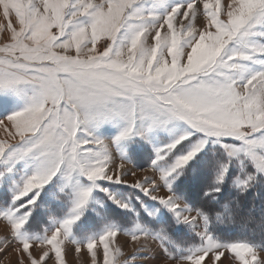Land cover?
Wrapping results in <instances>:
<instances>
[{
  "label": "snow or ice",
  "instance_id": "snow-or-ice-1",
  "mask_svg": "<svg viewBox=\"0 0 264 264\" xmlns=\"http://www.w3.org/2000/svg\"><path fill=\"white\" fill-rule=\"evenodd\" d=\"M0 14V108L11 105L0 115V187L11 180L0 254L11 245L16 264H69V253L85 264H264V235L220 234L235 221L231 201L216 206L233 164L238 192L264 177V0H0ZM209 142L224 159L194 206L174 183ZM149 147L137 167L130 151ZM96 191L130 222L104 217L91 230ZM161 209L169 220L149 219Z\"/></svg>",
  "mask_w": 264,
  "mask_h": 264
},
{
  "label": "rangeland",
  "instance_id": "rangeland-1",
  "mask_svg": "<svg viewBox=\"0 0 264 264\" xmlns=\"http://www.w3.org/2000/svg\"><path fill=\"white\" fill-rule=\"evenodd\" d=\"M3 23H5V19L2 16V14H0V24H3ZM5 35H6L5 32L0 31V43L5 42ZM10 107L11 105L6 106V108H10ZM6 108H0V115L6 114ZM105 131L110 132L111 129H106ZM150 155H151L150 147L148 151L146 152L132 153L130 151V156L133 159V163L137 167L147 166ZM222 159H224V154H223V150L221 149L220 145L209 142L206 145V147L200 153H198L197 156L192 161L189 162V165L186 166L185 168V172L188 167L191 170L192 166L190 165L196 162L198 166H200L199 176L196 177V174L198 172L195 171V169L193 168L192 169L193 171L191 170V174H190L193 177L192 183L194 184V186L195 185L202 186V189L204 190L206 189V187L208 186V184L210 183L212 179L213 167L215 166L218 160H222ZM238 172H239V168L235 164H233V166L230 167L229 169V174L226 177L225 183L222 187L227 198L229 194H234V195L244 194L245 192V191L238 192V190L232 185V179L238 174ZM143 174L144 173H140V175H143ZM182 176H180L175 181L174 183L175 190ZM257 181H258V185L261 187L260 188L261 191L264 192L263 190L264 177H258ZM10 183H11V180L7 179L5 181V185L3 187H0V200L4 199L5 196H7V198L10 199L11 192L8 191V186L10 185ZM107 186L110 188L111 192H113L115 195H117L121 199H131L134 204L138 205L139 202L136 200V197L139 196L141 200L145 201L146 205L149 208L159 207L157 202L148 200V198L145 197L142 193L138 192V190L131 189L127 185L108 184ZM247 190H249V188ZM228 191L231 193H229ZM41 195L43 196L44 193H41ZM94 197H95V200L93 202V207L97 210V212L100 213V215L97 216L96 212L86 213V216H91V225H90L91 230H95L96 228H98L100 224L102 223V219L104 217L118 220L125 224L130 222L131 213H128L126 212V210L119 208L113 201L107 198L105 193L96 191L94 192ZM193 199H195V197H193ZM262 201L264 202V199H262ZM259 217L260 219H262L264 223V211L260 212V214H257L255 218H259ZM161 218H163L164 220H169L171 218V214L168 213L166 209H161V211L157 213V216L155 218H149V219L160 220ZM43 219H46V218L37 217V223L38 224L41 223ZM3 235H4L3 225L0 224V236H3ZM233 238L246 239L241 236H235ZM125 239L126 237L121 236L120 237L121 243H123ZM125 250L127 251L129 249H125ZM16 259H17L16 254L11 245L9 246L8 251L6 253L0 254V264H16ZM67 259L69 261V264H85L84 257L82 256L77 257V256H74L72 253H69ZM225 264H227V262H225Z\"/></svg>",
  "mask_w": 264,
  "mask_h": 264
},
{
  "label": "trees",
  "instance_id": "trees-1",
  "mask_svg": "<svg viewBox=\"0 0 264 264\" xmlns=\"http://www.w3.org/2000/svg\"><path fill=\"white\" fill-rule=\"evenodd\" d=\"M190 166L198 172L196 177L199 176L200 166H198L196 162ZM191 170L189 167L186 169V172H184L176 186V190L190 203L196 206L202 203L205 189L203 190L200 185L194 186L192 183L193 177L190 175ZM260 188L258 181H256L249 190L244 192V194H229L228 198L222 189V194L217 198L218 203H216V206L219 209L225 202L231 201L232 203L229 211L235 222L219 225L218 230L220 234L229 237L241 236L249 240H256L264 235V223L262 219H260V217L255 218L257 214L264 211V202L262 201V199H264V192H262ZM193 197H195V199H193Z\"/></svg>",
  "mask_w": 264,
  "mask_h": 264
}]
</instances>
